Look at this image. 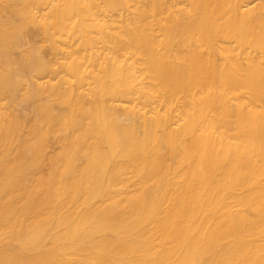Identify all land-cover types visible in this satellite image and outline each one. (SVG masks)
<instances>
[{"label":"bare ground","instance_id":"1","mask_svg":"<svg viewBox=\"0 0 264 264\" xmlns=\"http://www.w3.org/2000/svg\"><path fill=\"white\" fill-rule=\"evenodd\" d=\"M0 264H264V0H0Z\"/></svg>","mask_w":264,"mask_h":264},{"label":"rangeland","instance_id":"2","mask_svg":"<svg viewBox=\"0 0 264 264\" xmlns=\"http://www.w3.org/2000/svg\"><path fill=\"white\" fill-rule=\"evenodd\" d=\"M49 150H50V148H49ZM50 154H54V152L51 150V152H50ZM48 164H49V162L48 161H45L42 165H43V167H45V169H44V175H47V173H48V171H49V169L47 168L48 167Z\"/></svg>","mask_w":264,"mask_h":264}]
</instances>
